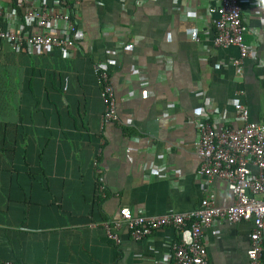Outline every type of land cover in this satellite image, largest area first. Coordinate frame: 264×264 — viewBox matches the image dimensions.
I'll return each mask as SVG.
<instances>
[{"label":"crops","instance_id":"0c3cea01","mask_svg":"<svg viewBox=\"0 0 264 264\" xmlns=\"http://www.w3.org/2000/svg\"><path fill=\"white\" fill-rule=\"evenodd\" d=\"M14 1L0 0L5 12ZM66 1L79 33L68 57L55 48L28 57L0 42V260L169 264L170 244L189 241L188 227L141 240L122 228L115 244L102 221L124 206L147 215L190 210L207 185L217 205L233 203L225 180L197 175L195 143L207 118L218 130L239 124V91L249 120L264 123V0L242 3L253 52L240 74L238 47L213 44V0ZM97 61L109 65L119 121L103 123ZM251 228L205 227L208 263L250 264Z\"/></svg>","mask_w":264,"mask_h":264},{"label":"built area","instance_id":"2783aa9c","mask_svg":"<svg viewBox=\"0 0 264 264\" xmlns=\"http://www.w3.org/2000/svg\"><path fill=\"white\" fill-rule=\"evenodd\" d=\"M11 1V0H7ZM215 7L208 8L215 14L213 44L217 47L235 45L239 55L232 64L240 74L244 58L252 56V47L244 40L246 25L241 14L242 3L247 0H213ZM15 0L8 12L0 2V42H6L15 52L32 54L44 49H58L61 56L70 55L79 35L73 19V7L66 0ZM195 16L194 11H187ZM36 29L33 31V29ZM103 103L102 120L119 121L109 65L104 61L93 64ZM241 92L233 99L235 128H214L207 118L198 124V139L195 143L199 159L197 175L204 176L208 183L215 177L226 181L234 197L229 205H217L211 197L209 185L198 205L184 212H166L157 215L134 214L127 206L120 207L114 219L102 221L108 239L120 242L119 230L125 228L132 239L141 240L154 231L171 226L178 230L188 227L187 242H172L167 256L169 264H209L203 229L215 221L236 223L251 221L247 255L250 264H264V123L248 118V108L241 101ZM97 168V162H93ZM97 197L106 195L102 176L95 179ZM0 264H16L0 260Z\"/></svg>","mask_w":264,"mask_h":264},{"label":"trees","instance_id":"16d2710c","mask_svg":"<svg viewBox=\"0 0 264 264\" xmlns=\"http://www.w3.org/2000/svg\"><path fill=\"white\" fill-rule=\"evenodd\" d=\"M14 53H17V54H18L19 52H15V51H14ZM23 55H24V56H28V57H31V56H32V54H29V53H23Z\"/></svg>","mask_w":264,"mask_h":264}]
</instances>
